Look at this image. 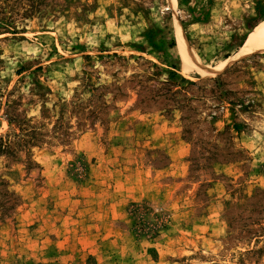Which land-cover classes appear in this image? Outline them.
Listing matches in <instances>:
<instances>
[{
    "label": "rangeland",
    "instance_id": "rangeland-1",
    "mask_svg": "<svg viewBox=\"0 0 264 264\" xmlns=\"http://www.w3.org/2000/svg\"><path fill=\"white\" fill-rule=\"evenodd\" d=\"M258 27L264 0H0V264H264Z\"/></svg>",
    "mask_w": 264,
    "mask_h": 264
},
{
    "label": "bare ground",
    "instance_id": "bare-ground-1",
    "mask_svg": "<svg viewBox=\"0 0 264 264\" xmlns=\"http://www.w3.org/2000/svg\"><path fill=\"white\" fill-rule=\"evenodd\" d=\"M185 40L181 36V33L178 32V49L181 53V57L183 59V68L187 69L189 67L188 58L186 54H184L185 49ZM264 49V28L258 27L254 32H252L239 47L236 57H242L248 55L256 50ZM218 70V69H217ZM216 70V71H217ZM199 73L204 76L206 73L199 69Z\"/></svg>",
    "mask_w": 264,
    "mask_h": 264
},
{
    "label": "trees",
    "instance_id": "trees-1",
    "mask_svg": "<svg viewBox=\"0 0 264 264\" xmlns=\"http://www.w3.org/2000/svg\"><path fill=\"white\" fill-rule=\"evenodd\" d=\"M240 46V45H239Z\"/></svg>",
    "mask_w": 264,
    "mask_h": 264
}]
</instances>
